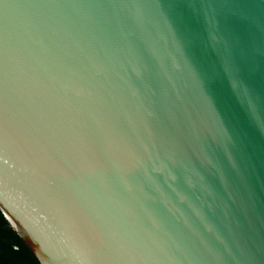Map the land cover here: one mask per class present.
<instances>
[{
    "label": "water",
    "instance_id": "1",
    "mask_svg": "<svg viewBox=\"0 0 264 264\" xmlns=\"http://www.w3.org/2000/svg\"><path fill=\"white\" fill-rule=\"evenodd\" d=\"M0 210L41 264H264V0H0Z\"/></svg>",
    "mask_w": 264,
    "mask_h": 264
},
{
    "label": "trees",
    "instance_id": "2",
    "mask_svg": "<svg viewBox=\"0 0 264 264\" xmlns=\"http://www.w3.org/2000/svg\"><path fill=\"white\" fill-rule=\"evenodd\" d=\"M0 264H41L0 210Z\"/></svg>",
    "mask_w": 264,
    "mask_h": 264
}]
</instances>
